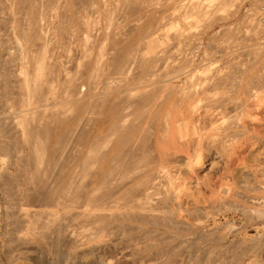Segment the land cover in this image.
<instances>
[{"label":"bare ground","instance_id":"1","mask_svg":"<svg viewBox=\"0 0 264 264\" xmlns=\"http://www.w3.org/2000/svg\"><path fill=\"white\" fill-rule=\"evenodd\" d=\"M187 2L179 16L191 24L198 9L194 0ZM103 3L86 0L83 4L92 11ZM260 12L264 17V7ZM66 15L56 24L64 25L61 31L71 21ZM80 25L89 28L88 23ZM136 28L142 40L158 29L154 23ZM112 32L102 33L109 41L107 53L106 45L98 47L99 54L85 62L84 80L75 82L77 74L72 80L64 76L58 87L56 74L49 83L38 74L33 91L39 105L21 109L15 116L4 113L0 119V264H80L84 258L87 264H113L117 259L145 264L151 253L159 263L165 252L164 229L177 226L174 210L167 213L165 205L172 204L178 212L182 203L177 200L181 183L172 184L171 172L185 174L187 180L202 143L198 130L207 120L217 116L223 120L225 116L219 115L228 109L241 113H233L235 119L228 111L240 124L238 116L248 106L246 97L255 94L257 80L237 85L230 81L245 98L240 102L214 98L219 84L213 80H128L135 50L131 45L118 48L117 33ZM88 34H83L85 42ZM203 100L208 106L204 109L201 104L200 112ZM39 107L44 110L37 111ZM212 111L218 115L208 113ZM166 182L180 192L161 193Z\"/></svg>","mask_w":264,"mask_h":264},{"label":"rangeland","instance_id":"2","mask_svg":"<svg viewBox=\"0 0 264 264\" xmlns=\"http://www.w3.org/2000/svg\"><path fill=\"white\" fill-rule=\"evenodd\" d=\"M56 1L0 0V119L4 113L18 114L21 109L39 105V97L33 91L38 74L47 83L57 75L55 86L58 87L64 76L72 80L77 74L74 81L84 80V67L88 66L85 62H91L99 54L98 47L106 45V53L109 50V41L103 36L107 30L108 34L113 30L117 33L118 48L131 45L135 50L128 80H213L219 84L216 94L224 93V97L214 98L233 102L245 98L232 87L242 80H257L255 94L246 97L248 106L240 119L238 116L240 124L234 120L239 111L228 109L223 115L212 108L226 119L236 113L232 115L234 118L230 116L234 121L224 120L225 117L224 121L221 117L217 120L218 114L208 112L217 118L210 116L216 121L207 120L209 123L206 121L203 129L202 125L201 130L198 128L202 143L194 154V163L191 162L194 171H187V180L185 174L171 172L172 184L181 183V189L178 186L172 189L166 182L159 190L163 194L181 191L177 200L182 202L178 212L172 204L165 205L167 213L174 210L177 226L164 229L165 252L159 261L161 264H264V17L260 12L264 0H194L198 10L191 24L179 16L188 0H105L95 11L83 4L86 0H61L58 5ZM60 14H67L71 20L65 24L68 32L61 31L64 25L61 28L56 25ZM109 18L112 20L108 21ZM87 23L93 27L87 25L86 31L80 24ZM150 23L158 27L157 31L148 39H140L136 27L144 28ZM108 26L111 27L107 29ZM88 31L89 41L85 42L83 34ZM231 80H235V86ZM205 101L200 102L204 109ZM207 103L212 104L210 98ZM200 105L199 108L203 107ZM232 125L234 128L229 127ZM196 159L201 163H196ZM2 225L0 217L1 229ZM1 242L0 238V256ZM153 256L154 253L149 254L145 264H156L158 261H153L156 258ZM87 260L84 258L80 264H87ZM129 261L117 259L112 263H133Z\"/></svg>","mask_w":264,"mask_h":264}]
</instances>
